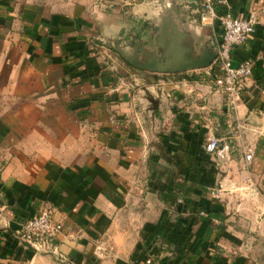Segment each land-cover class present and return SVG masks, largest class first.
Returning a JSON list of instances; mask_svg holds the SVG:
<instances>
[{"label":"crops","instance_id":"0c3cea01","mask_svg":"<svg viewBox=\"0 0 264 264\" xmlns=\"http://www.w3.org/2000/svg\"><path fill=\"white\" fill-rule=\"evenodd\" d=\"M220 36L193 0H0V264H264V25L235 110ZM46 205L59 255L14 234Z\"/></svg>","mask_w":264,"mask_h":264},{"label":"built area","instance_id":"2783aa9c","mask_svg":"<svg viewBox=\"0 0 264 264\" xmlns=\"http://www.w3.org/2000/svg\"><path fill=\"white\" fill-rule=\"evenodd\" d=\"M198 11L203 22L218 21L221 26V36L218 40L217 55L214 59V83L220 88L231 109H237L243 99L246 80L254 72V60L246 58L234 61L233 47L248 40L258 24L264 25V5L250 10L247 14H236L229 7V0H196ZM221 138L214 132L208 134L205 149L215 153L220 147ZM252 151H246L247 161L252 158ZM224 184L219 183L211 190L213 197H221ZM63 229V222L55 217L54 208L43 206L37 214L23 221L15 231V237L27 247L36 252H48L59 255L55 242L57 235ZM61 256V255H60ZM136 264H162L153 254H149Z\"/></svg>","mask_w":264,"mask_h":264},{"label":"water","instance_id":"95a60500","mask_svg":"<svg viewBox=\"0 0 264 264\" xmlns=\"http://www.w3.org/2000/svg\"><path fill=\"white\" fill-rule=\"evenodd\" d=\"M193 3L195 5V7L197 8L198 7V4L197 2H195V0H193ZM217 55V51L215 53H212L211 56H210V59L207 61V62H203L202 64H198V65H207L209 63H211L213 61V59L215 58V56ZM152 68V67H151ZM154 68V67H153Z\"/></svg>","mask_w":264,"mask_h":264}]
</instances>
